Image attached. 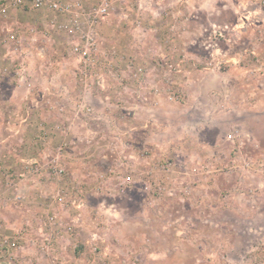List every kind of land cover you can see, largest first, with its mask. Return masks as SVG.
<instances>
[{"label": "rangeland", "instance_id": "obj_1", "mask_svg": "<svg viewBox=\"0 0 264 264\" xmlns=\"http://www.w3.org/2000/svg\"><path fill=\"white\" fill-rule=\"evenodd\" d=\"M170 2L140 9L139 0H116L102 29L104 49L133 58L132 75L144 64L148 83L131 80L125 88L107 78L103 91H88L96 98L85 100L78 60L64 35L52 29L46 39L31 31L47 29L55 14L19 8L0 20V173L8 169L16 176L11 185L0 178V231L13 239L23 226L28 241L18 249L22 264H30L31 253L35 264H264V4L200 0L194 4L201 8L198 18L180 27L185 36L179 40L172 17L177 5L167 7ZM178 7L183 18L193 10ZM212 23L230 27L213 50L218 66L205 64L206 52L198 45L200 26ZM8 32L21 36L17 54L11 40L3 41ZM167 38L180 45L170 49ZM158 55L171 57L175 66L159 67ZM15 56H24L31 88L16 84ZM32 94H40L33 105L40 111L32 117L34 130L27 120ZM45 94L72 99L64 103ZM79 107L91 115L90 124L77 126L84 118ZM64 141L65 175L29 172L30 159L55 158ZM128 176L136 183L129 184ZM141 182L151 189L143 191ZM62 191L68 194L66 207L55 202ZM45 208L65 223L81 217L77 234L54 242L51 261L40 249L50 232ZM208 230L209 262L203 255ZM130 247L139 255L129 253Z\"/></svg>", "mask_w": 264, "mask_h": 264}, {"label": "built area", "instance_id": "obj_2", "mask_svg": "<svg viewBox=\"0 0 264 264\" xmlns=\"http://www.w3.org/2000/svg\"><path fill=\"white\" fill-rule=\"evenodd\" d=\"M154 1L164 0H139V8L141 9L144 3H152ZM190 1L192 0H171L167 7L187 4ZM203 1L207 2L210 0ZM223 1L228 2L232 0ZM253 1L264 4V0ZM88 2L89 0H0V20L8 17L11 10L19 8L43 9L55 14V20L50 22L47 29L40 31L38 28H31V31H34V36L36 33H40L43 37H46V39L51 38L49 35L51 34L52 29L64 35L68 52L78 60L76 76L83 87L82 94H89L87 93L88 91H94L93 94L100 93L105 87L107 78H112L119 82L121 81L120 83H123L125 88L131 80L136 79L139 81L141 80V86H146L148 81L144 78L143 74L145 68L144 64H139L138 68L135 69V74L132 75V69L136 67L133 58H124L125 56L118 58L119 62L125 66V68L121 67L123 69H120V66L115 63L113 54L107 53L102 46L101 28L107 17L113 14L116 0H95L91 4H88ZM192 8L195 9V7ZM170 13L171 11L166 14L169 15ZM197 14V11L191 9L188 14L185 15V18H183L184 12L181 10L173 11L172 17L175 19V26L173 24V29L175 30L179 24L181 27L183 26L186 28V25L198 18ZM123 16L127 18L128 14L125 13ZM229 30L230 27L228 24L222 25L212 23L208 26L204 24L200 26V39L198 45L206 52L204 59L206 65L215 64L218 66L222 64L221 60L215 58L213 50H219V43L227 37V32H229ZM9 40L15 44L13 51L17 54L21 46V36H19L17 32H8L4 36L3 41L6 42ZM166 43H168L167 47L170 49H174L176 46L174 43H171L169 38L166 39ZM155 60H157L159 67L173 68L175 66L174 61L169 56H165L164 58L160 55ZM13 61H15L13 78L16 84L20 87L31 88V74L24 56H15ZM80 105L91 114L92 108H90L88 104L83 103ZM68 143V141H64L59 149L56 150L55 158H50L46 162L42 163L38 158L30 159L27 167L29 168V172L32 174H39L42 170L48 169L47 172L51 176L65 175L66 169L61 161L65 158L64 151L67 148ZM0 178H3L7 184L11 185L12 182H15L16 176L7 169L4 170L3 173H0ZM126 181L129 184L133 182L130 176L126 178ZM135 183L136 182L134 181L133 184ZM153 183L155 186L156 182ZM141 188H143V191L151 189L146 182H141ZM160 190L161 186L157 185L155 191L159 192ZM67 196V192H58L55 195V202L58 203L57 205L60 207H66L69 203ZM14 199L19 200L21 199V196L16 195ZM79 199L81 200V196H79ZM71 200L72 203L77 202L79 204L74 198ZM45 209L48 210L47 212L45 211L46 227L49 228L50 232L49 236H47V234L44 235L43 241L40 244V249L50 257L49 255L52 252L54 242L64 239L67 235L78 233L81 217L74 218L71 222L65 223L59 214L52 210L51 212L50 208ZM1 226L0 223V230H2ZM26 237L27 234L24 232L23 226L15 229L13 239H11L10 235H5V232L0 231V264H22V255L18 252V249L24 247L23 242L28 241ZM35 244L37 243L34 242V245ZM91 244H94V249H97L98 243L96 236L92 238ZM55 263L64 264V262Z\"/></svg>", "mask_w": 264, "mask_h": 264}, {"label": "crops", "instance_id": "obj_3", "mask_svg": "<svg viewBox=\"0 0 264 264\" xmlns=\"http://www.w3.org/2000/svg\"><path fill=\"white\" fill-rule=\"evenodd\" d=\"M199 3L200 2V0H192V1H190V2H188L187 4L190 6V8L191 7H194L195 6V9L193 8V11H197V12H199V10L201 9L200 7L199 8H197L196 7V5H194L195 3ZM208 3L210 2V1H207ZM207 2H205V3H207ZM204 7V6H203ZM162 9V11L164 10V7L163 8H161ZM176 11H178L179 10V7L178 6H176ZM103 25H104V23H103ZM103 25H102V28H101V34H102V42L104 43V38H105V35H104V31L102 30L104 27H103ZM174 26H175V24H174ZM173 26V27H174ZM180 24L178 25V37L177 38H179V40L180 39H182V36H185V35H180L181 34V32H180ZM182 42H184V40H182L181 41V43ZM176 43V42H175ZM180 43V42H179ZM179 43H177V44H179ZM186 43H188V42H186L185 41V43L184 44H186ZM176 44V45H177ZM180 45V44H179ZM103 47H104V45H102ZM178 49V48H177ZM186 49L187 50H189V54H191L193 57H197L198 59H199V57L197 56V54L198 53H194V52H190V47H186ZM108 50H109V53L110 54H113L112 53V50H110L109 48H108ZM156 52H158V51H156ZM134 55V54H133ZM114 56V55H113ZM136 56V55H135ZM134 56V57H135ZM137 57V56H136ZM149 57H151V56H149ZM115 59V63H116V65H119L120 67H123V68H125V66L121 63V62H119V59L117 58V57H114ZM189 61H191V60H188V62ZM178 63L180 62H182V59L181 60H179L178 59V61H177ZM188 62H184L185 63V65H186V63H188ZM184 63H182V64H184ZM192 63V62H191ZM191 63H188L187 65H190ZM193 64L195 65V63L193 62ZM192 64V66H194ZM191 66V65H190ZM29 70H30V68H29ZM139 92V91H138ZM39 95L40 94H32L31 95V102H29L32 106H31V108H30V114H32V115H29V117L27 118V120H28V126L30 127V129H32V130H34V129H36V123H35V117L34 118H32L33 117V115L35 114V113H40V111H38V108H37V106H33V105H35L36 104V102L37 101H35V99H36V96H37V98H39ZM47 97L48 96H51L52 98L53 97H56V98H59L60 100H62V102H64V103H66L69 99H72V95L70 94V96H69V94H45ZM63 95V97H61ZM80 95V94H79ZM69 96V97H68ZM80 96H82V95H80ZM93 97V98H96L95 96H93V94H85V96H83V98H84V100H85V98L87 97V99L89 98V97ZM78 97V96H77ZM99 98V97H98ZM76 99V98H75ZM49 100V99H48ZM77 100H78V98H77ZM33 103V104H32ZM42 103V102H41ZM40 104V103H39ZM79 106H81V105H79ZM79 109V111L80 112H78L77 111V114H82L83 113V117L84 118H82V116H81V118H82V120H80L78 117H77V120H78V122L77 123H79V124H77V126H85V125H87L88 123H89V119H90V116L91 115H89L87 112H81L82 110H83V108L82 107H79L78 108ZM59 110V109H58ZM60 110H64V113L66 114V116L64 117V118H67V116H68V114H69V109H68V107L67 106H65V105H63V107H61L60 108ZM38 111V112H37ZM35 116V115H34ZM94 119V118H93ZM21 122V121H20ZM19 122V123H20ZM84 122V124H81V123H83ZM90 124V123H89ZM85 131V130H84ZM82 132V131H81ZM80 133V132H79ZM83 133H85V132H82V135H84ZM33 134H36V131H33ZM95 143V142H94ZM145 209H142V212L144 211ZM211 222H212V219H211ZM19 227H22V226H17L16 228H19ZM224 238L225 239H228L227 238V236L226 235H224ZM140 239H141V241H142V245H143V243H144V241H146L144 238H143V236H141L140 237ZM222 239H223V237H222ZM224 239V240H225ZM213 242V234H212V232L211 231H207V234H205V243H210V245H209V248L208 249H206V251L204 252V259L205 260H207L208 259V262H209V259H210V257L212 256V250H209L210 249V247H211V243ZM145 247H144V251H145ZM129 250V249H128ZM129 253H131V254H134V255H139L138 254V252H137V250H136V248L134 247V248H132V247H130V250H129ZM32 255L30 256V258H29V260H30V264H35L36 263V256H34V254L33 253H31ZM142 256H143V253L141 254ZM144 257V256H143ZM33 261V262H32ZM48 261H51V257L49 258V260ZM51 263V262H50ZM39 264V263H38Z\"/></svg>", "mask_w": 264, "mask_h": 264}, {"label": "trees", "instance_id": "obj_4", "mask_svg": "<svg viewBox=\"0 0 264 264\" xmlns=\"http://www.w3.org/2000/svg\"><path fill=\"white\" fill-rule=\"evenodd\" d=\"M29 191H31V190H29Z\"/></svg>", "mask_w": 264, "mask_h": 264}]
</instances>
